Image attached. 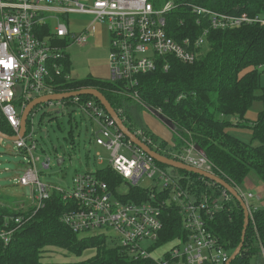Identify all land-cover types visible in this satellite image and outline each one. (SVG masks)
Returning a JSON list of instances; mask_svg holds the SVG:
<instances>
[{
  "label": "built area",
  "instance_id": "obj_1",
  "mask_svg": "<svg viewBox=\"0 0 264 264\" xmlns=\"http://www.w3.org/2000/svg\"><path fill=\"white\" fill-rule=\"evenodd\" d=\"M182 4L196 18L200 33L177 40L166 30L171 12L178 6L173 0H92L90 5L80 0H0V111L14 135L19 132L22 112L33 99L64 93L61 92L62 83L73 78L68 48L72 44L83 46L89 40L86 32L90 26H86L84 33H71L66 23L60 21V15L69 19L70 14L88 13L94 15V21L106 25L109 32L108 80L123 82L124 91L141 105L144 104L138 95L140 75L159 68L167 70L170 58L183 63L199 60L213 30L264 26V13L221 12L193 1ZM184 21L181 19L180 25ZM176 34L180 35L179 32ZM69 63L70 71L67 72ZM80 96L59 101L70 99L97 127L93 132L94 142L109 152L107 166L120 176L122 182L114 193L96 172H85L76 174L69 192L42 184L36 166L41 160L35 155L37 142L27 126L31 110L24 135L13 140L15 147L28 157L26 169L15 182L38 190V196H32L36 207L42 206V202L56 191L70 204L61 221L77 234L111 237L130 255L153 259L156 264H226L232 253L208 230L204 216L212 215L222 203L231 201L232 195L222 187L218 197L209 200L203 196L196 200L159 167L152 155L126 137L100 102L81 101ZM149 110L159 114L158 110ZM132 133L161 155L216 175L209 159L196 151L193 142H186L180 150H170L169 146L161 152L142 129ZM125 151L128 157L122 153ZM96 156L102 164L104 159L100 152H96ZM41 165L49 168L50 158H44ZM155 175L163 181L160 189L156 184L150 187L138 185L141 179H155ZM227 183L244 201L251 218L257 207L250 202L255 198L254 194ZM122 185L128 189L121 190ZM131 186L150 189L148 199L122 201L120 197L128 195ZM169 204L179 206L185 237L175 239L176 245L161 257H154L150 254L152 247L145 249L141 243L150 240L155 245L163 228L162 207ZM26 220L21 216L14 219L17 226ZM10 233L0 232L5 244L9 242ZM259 245L264 264V247L260 242Z\"/></svg>",
  "mask_w": 264,
  "mask_h": 264
},
{
  "label": "trees",
  "instance_id": "obj_2",
  "mask_svg": "<svg viewBox=\"0 0 264 264\" xmlns=\"http://www.w3.org/2000/svg\"><path fill=\"white\" fill-rule=\"evenodd\" d=\"M173 1L178 6L171 12L166 30L177 40L200 33L196 18L183 7L185 1L221 12L264 13V0ZM181 19L185 20L183 25L179 23ZM207 41L199 60L183 63L170 58L167 70L159 68L139 76L138 95L144 105L124 91L123 82L93 76L63 82L61 92L95 88L106 97L130 130L142 129L161 152L169 146L170 150H180L186 142H193L204 150L213 172L224 181L242 186L249 173L254 172L264 184V108L253 121L245 119L254 100L264 102V87L260 83V74L264 70V26L213 30ZM66 71H70V63ZM80 99L99 103L90 95H82ZM64 102L71 103L70 99ZM145 107L158 110L169 120L173 129L172 145L146 127L142 117ZM229 118L236 119V123ZM231 126L249 128L259 144L253 145L230 134L227 129ZM0 131L9 136L15 134L1 111ZM157 164L163 170L167 166ZM173 169L179 173L174 177L175 182L196 200L203 196L211 200L220 195L222 186L210 179ZM96 175L107 182L114 193L122 182L108 166L98 169ZM149 193L150 189L131 186L128 195L119 197L122 201L142 202L148 199ZM0 199L9 201L3 195ZM69 205L56 191L39 208L30 204L25 210H13L9 205L0 204V232L11 231L7 244L0 236V264H156L153 259L130 255L111 237L73 232L61 221ZM18 216L27 219L20 226L14 221ZM204 219L208 230L232 253L241 241L243 230L244 212L240 203L233 198ZM162 226L155 247L185 237L178 205L162 207ZM259 242L264 247V205L257 206L252 212L240 253L230 264H252L260 254ZM49 246L64 249L75 256L94 248L95 254L81 261L43 262V252Z\"/></svg>",
  "mask_w": 264,
  "mask_h": 264
},
{
  "label": "rangeland",
  "instance_id": "obj_3",
  "mask_svg": "<svg viewBox=\"0 0 264 264\" xmlns=\"http://www.w3.org/2000/svg\"><path fill=\"white\" fill-rule=\"evenodd\" d=\"M80 1L89 5L92 3V0ZM59 19L66 23L71 33H84L86 26H90V30L86 32L88 42L83 46L72 44L68 48V54L72 62L71 76L82 78L101 74L109 61V32L106 25L94 21V15L88 13L70 14L69 19L60 15ZM260 83L264 87V73L262 72ZM145 108L142 117L149 130L155 132L156 135L158 133L160 137H163L162 135H173V129L164 124L149 108ZM263 108L264 102L262 100H254L245 116L246 121H253ZM229 119L234 124L236 123V119ZM28 126L37 142L38 148L35 155H39L41 158L40 161L36 162V166L42 184L69 192L73 187L76 174L96 172L98 169L105 168L108 164L109 152L96 145L93 139V132L97 130V127L83 116L79 106L61 101H51L37 105L28 117ZM227 131L245 142L253 145L259 144L249 128L231 126ZM96 152H100L101 157L104 159L102 164L98 163ZM122 153L127 157L129 156L126 151ZM46 157L51 160L49 168H43L41 165L42 160ZM58 158H63L61 164L57 163ZM27 159V155L15 147L13 140L0 137V196L3 195L9 200L0 199V204L9 205L13 210H25L30 204L36 205L32 196L36 198L39 194L38 190L15 182V178L22 175L26 169ZM164 170L171 177H176L179 174L169 166H166ZM157 176L155 175V179L143 178L138 185L150 187L156 184L157 189H160L163 181L158 180ZM248 178L251 180L258 179L254 172H250ZM127 189L126 185H122L121 190L125 191ZM256 205L261 206L260 201ZM141 245L145 249L152 247L150 254L154 257H161L170 247L176 245V242L170 241L155 247L152 241L145 240ZM94 254V248L86 249L80 256H75L64 249L49 246L44 250L41 260L43 262L81 261L90 258ZM256 261L262 262L260 254L253 259L252 264Z\"/></svg>",
  "mask_w": 264,
  "mask_h": 264
},
{
  "label": "water",
  "instance_id": "obj_4",
  "mask_svg": "<svg viewBox=\"0 0 264 264\" xmlns=\"http://www.w3.org/2000/svg\"><path fill=\"white\" fill-rule=\"evenodd\" d=\"M80 95H90V96L96 98L100 102V104L105 108V110L110 115V117L114 119V121L117 124L118 128L126 135V137L129 138L135 145L139 146L144 151H146L147 153L152 155L157 162L162 163V164L167 165V166H170V167L175 168V169H181V170H185L187 172H193V173L201 175L202 177L208 178L211 181H213V182L217 183L218 185L222 186L223 188H225L232 195V197L235 198L240 203V205H241V207L243 209V212H244L243 230H242L241 241H240L239 245L232 252V254L230 255L229 260L226 262V264H230V262L240 253V250H241L242 245H243L246 229H247V226H248V223H249V212H248V209H247L244 201L241 199V197L235 191V189L232 186H230L226 181H224L223 179H221L220 177H218V176H216V175H214L212 173L206 172V171L201 170V169L194 168L192 166H189V165H187L185 163H182L180 161L174 160L172 158H168V157H166L164 155H161L157 151L152 150L147 145H145L124 124L123 120L118 115V113L115 111V109L110 105V103L108 102L106 97L100 91H98L97 89H95V88H83V89H79V90H75V91H68V92H64V93L49 94V95H44V96H40L38 98H35L27 105V107L24 109V111L21 114L20 129H19L18 134L13 135V136H9V135H7L5 133H2L0 131V137L5 138V139H9V140H14V139H16L18 137H22L24 135L25 131H26L27 117H28L29 113L31 112V110H33V108L35 106L43 104V103H47L49 101H59V100L68 99V98L75 97V96H80ZM157 117L164 124H166L168 127L172 128L171 123L169 122V120L165 119L162 114H157ZM195 149L201 155L206 156V153L204 152V150L200 146L196 145ZM62 161H63V158H58L57 159V163L58 164H61Z\"/></svg>",
  "mask_w": 264,
  "mask_h": 264
},
{
  "label": "crops",
  "instance_id": "obj_5",
  "mask_svg": "<svg viewBox=\"0 0 264 264\" xmlns=\"http://www.w3.org/2000/svg\"><path fill=\"white\" fill-rule=\"evenodd\" d=\"M108 75H109V65L106 64L103 71L101 72V74H99L97 76L94 75L93 77H97L99 79H107ZM157 135H158V133H157ZM158 136L160 137V135H158ZM162 136L163 137H160V138L166 140L171 145L173 144L172 143V141H173V135L172 134L171 135H162ZM241 187L244 190L250 191L254 194L255 198L250 201L253 205L257 206L256 203L258 201H260L261 206L264 205V184L259 178L251 180L247 177ZM258 207H260V206H258ZM254 264H262V262L256 261V262H254Z\"/></svg>",
  "mask_w": 264,
  "mask_h": 264
},
{
  "label": "bare ground",
  "instance_id": "obj_6",
  "mask_svg": "<svg viewBox=\"0 0 264 264\" xmlns=\"http://www.w3.org/2000/svg\"><path fill=\"white\" fill-rule=\"evenodd\" d=\"M220 192V191H219ZM216 193V192H215ZM202 198V197H201Z\"/></svg>",
  "mask_w": 264,
  "mask_h": 264
}]
</instances>
